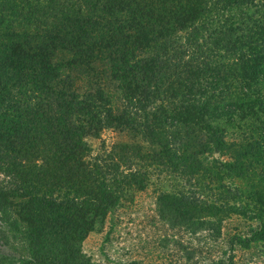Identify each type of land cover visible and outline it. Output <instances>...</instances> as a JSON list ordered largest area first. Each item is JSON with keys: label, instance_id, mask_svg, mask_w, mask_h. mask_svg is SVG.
Instances as JSON below:
<instances>
[{"label": "trees", "instance_id": "16d2710c", "mask_svg": "<svg viewBox=\"0 0 264 264\" xmlns=\"http://www.w3.org/2000/svg\"><path fill=\"white\" fill-rule=\"evenodd\" d=\"M105 128L127 139L93 154ZM162 179L172 227L250 222L208 264L264 262V0H0V223L26 252L9 264H98L86 235Z\"/></svg>", "mask_w": 264, "mask_h": 264}, {"label": "rangeland", "instance_id": "374dc122", "mask_svg": "<svg viewBox=\"0 0 264 264\" xmlns=\"http://www.w3.org/2000/svg\"><path fill=\"white\" fill-rule=\"evenodd\" d=\"M126 139L124 133L105 128L99 138H88V142L92 153L97 154L103 144L110 146ZM165 182L162 179L159 185L136 191L133 199L110 211L86 235L82 251L98 264L131 260H137L139 264H208L210 259L231 253L228 240L236 233L246 232L250 222L237 215L225 218L217 237L205 229L191 233L183 227H172L159 217L156 204L159 192L177 188L168 184L169 181ZM256 249L251 247L244 252L235 247L236 264H264L259 262L260 258L247 261ZM25 256L22 236L7 231L0 223V264L17 263Z\"/></svg>", "mask_w": 264, "mask_h": 264}]
</instances>
